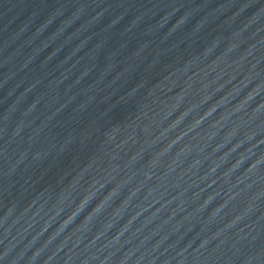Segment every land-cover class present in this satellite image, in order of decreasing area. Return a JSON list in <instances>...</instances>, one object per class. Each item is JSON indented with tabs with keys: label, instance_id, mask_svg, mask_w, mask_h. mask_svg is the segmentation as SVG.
Returning <instances> with one entry per match:
<instances>
[{
	"label": "water",
	"instance_id": "water-1",
	"mask_svg": "<svg viewBox=\"0 0 264 264\" xmlns=\"http://www.w3.org/2000/svg\"><path fill=\"white\" fill-rule=\"evenodd\" d=\"M0 264H264V0H0Z\"/></svg>",
	"mask_w": 264,
	"mask_h": 264
}]
</instances>
